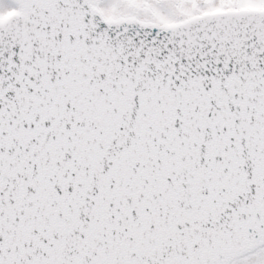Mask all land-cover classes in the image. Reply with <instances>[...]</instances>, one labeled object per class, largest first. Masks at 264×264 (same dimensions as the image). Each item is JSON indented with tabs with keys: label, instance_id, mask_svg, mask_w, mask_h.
Masks as SVG:
<instances>
[{
	"label": "snow or ice",
	"instance_id": "6c2138e0",
	"mask_svg": "<svg viewBox=\"0 0 264 264\" xmlns=\"http://www.w3.org/2000/svg\"><path fill=\"white\" fill-rule=\"evenodd\" d=\"M0 264H264V0H0Z\"/></svg>",
	"mask_w": 264,
	"mask_h": 264
}]
</instances>
